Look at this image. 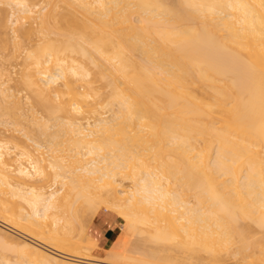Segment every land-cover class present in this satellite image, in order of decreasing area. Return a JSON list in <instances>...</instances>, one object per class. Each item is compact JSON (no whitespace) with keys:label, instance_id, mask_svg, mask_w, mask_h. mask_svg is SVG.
<instances>
[{"label":"bare ground","instance_id":"obj_1","mask_svg":"<svg viewBox=\"0 0 264 264\" xmlns=\"http://www.w3.org/2000/svg\"><path fill=\"white\" fill-rule=\"evenodd\" d=\"M2 5L6 264H264V0ZM101 209L160 246H98Z\"/></svg>","mask_w":264,"mask_h":264},{"label":"rangeland","instance_id":"obj_2","mask_svg":"<svg viewBox=\"0 0 264 264\" xmlns=\"http://www.w3.org/2000/svg\"><path fill=\"white\" fill-rule=\"evenodd\" d=\"M6 6V5H5ZM5 6L4 5H2V6H0V9H2V10H4V11H2V13H0V34H1V37L3 38V35H5L6 34V37L7 36H13V29L14 28H16L17 26H12L11 25V22H9V19H7V17H8V12H9V9H10V7H8V6H6V8H5ZM3 7L5 8V9H3ZM2 19V20H1ZM6 22H7V24H6ZM10 38V37H9ZM14 45H13V43L10 45V49L7 51L6 50V46H5V42H2V41H0V53H2V54H8V53H12V50H13V52H15L14 51V49H12V47H13ZM14 48V47H13ZM18 51H16V53H17ZM0 67H2L3 69H6L8 66H7V63L6 64H1V61H0ZM18 69L19 68H16V69H12V72H13V76H15L14 74H15V72H17L18 71ZM45 140H47V139H45L44 138V140H43V138L41 139V142H44ZM45 143V142H44ZM44 143H42L43 145H44ZM44 146H46V144L44 145ZM49 147V146H48ZM43 151H45V154H44V157L45 158H48V155H52V154H47V152L49 151V150H47V149H44ZM46 155V156H45ZM36 157H38V155H36ZM28 165V164H27ZM48 171H49V169H47ZM52 171V170H51ZM50 171V173H52ZM50 176L52 175V174H49ZM68 176H69V174H68ZM51 180L52 181H50V184H48L49 186L51 185V182L53 183V179H52V177H51ZM39 183V182H38ZM37 184V183H36ZM54 185H55V183H53ZM52 184V185H53ZM60 184L61 183H59L58 185V187H57V183H56V186L55 187H57V189H55V187H53V189H55L54 191H56V190H58L59 188H60ZM53 185V186H54ZM128 184H126V186H127ZM92 211H90V213H88L89 214V216L87 217L86 215V219L90 222V223H87V226H85L86 228V234H87V238H89V240H91V239H93V240H95V237L93 236V234L91 233V229L93 228V226H94V224L98 221V220H101V219H107V221L109 222V223H111V224H116V236H115V238H114V241H113V244H111V246H113L114 248H122L123 250L124 249H128V251L130 250V252L129 253H131L133 256H137V257H135V258H138V259H140L141 257H144L143 255H145V257L144 258H147L148 259V257H146V256H148V250H152L154 247H152L153 246V244H154V242H153V240H152V243H151V240L148 242V240L146 241V239L148 238L147 237V235H146V237L143 235H141V234H137V232L139 233H141V228L138 230V229H136V231L137 232H135V230L133 229V228H131L130 227V225L129 224H127V223H125V220L124 219H122V218H120L119 216H118V214L117 213H114V212H111V211H108V210H106V209H101L98 213H97V215H95V216H93L92 215ZM87 214V215H88ZM92 216H91V215ZM92 219V220H91ZM86 220H85V224L84 225H86ZM0 224H2L1 222H0ZM130 227V228H129ZM9 229V230H8ZM131 230V231H130ZM6 231L9 233V234H11V235H13V236H18V234H19V232H17L15 229H13V228H11V227H8L7 226V229H6ZM130 231V232H129ZM137 234V235H136ZM143 237H141V236ZM139 238H138V237ZM146 239H145V238ZM19 238H21V239H23V240H31L30 239V237H27L26 235H21V236H19ZM136 238V239H135ZM138 238V239H137ZM27 240V241H28ZM33 240V239H32ZM92 240V241H93ZM136 240V241H135ZM96 241V240H95ZM145 241V242H144ZM97 242V241H96ZM131 242V243H130ZM149 244H147V243ZM137 243V244H136ZM145 243V244H144ZM136 244V245H135ZM157 244V246L159 247L160 246V244H158V243H156ZM156 244H154V246H156ZM139 245V246H138ZM98 246H101V247H103L102 245H99L98 244ZM111 246H108V249H110V247ZM144 246H145V248H144ZM147 246V247H146ZM150 246V247H149ZM45 247V246H44ZM132 247L134 248L133 249V251L131 250L132 249ZM143 247V248H142ZM45 248H48V247H45ZM138 248V249H137ZM156 248V247H155ZM154 248V249H155ZM49 249V248H48ZM142 249V250H141ZM50 250V249H49ZM134 250H135V252H134ZM8 251V250H7ZM52 251V250H51ZM182 251V250H181ZM180 251V252H181ZM9 253H7V252H5V249L3 250V248H0V264H2L3 262H5V263H3V264H6V262H9V261H16V254L14 255V253L13 252H10V251H8ZM145 252V253H144ZM180 252H178V254L179 255H181L180 254ZM3 253V254H2ZM5 253V254H4ZM150 253V252H149ZM183 253V252H182ZM135 254V255H134ZM8 255V256H7ZM141 255V256H140ZM4 256H5V259H4ZM13 256H16V257H13ZM107 252H105V253H103V254H101L100 256H99V258L100 259H104V258H107ZM7 259V260H6ZM11 259V260H10ZM143 259V258H142ZM3 260V261H2ZM9 260V261H8ZM12 262V263H13ZM9 263H11V262H9Z\"/></svg>","mask_w":264,"mask_h":264},{"label":"crops","instance_id":"obj_3","mask_svg":"<svg viewBox=\"0 0 264 264\" xmlns=\"http://www.w3.org/2000/svg\"><path fill=\"white\" fill-rule=\"evenodd\" d=\"M116 224H111L107 221V219L98 220L93 228L91 229V233L95 237V240L99 245L108 248L113 244L114 238L116 236Z\"/></svg>","mask_w":264,"mask_h":264}]
</instances>
